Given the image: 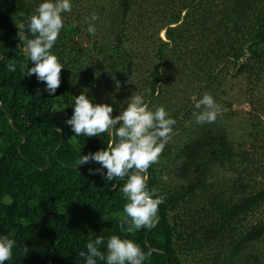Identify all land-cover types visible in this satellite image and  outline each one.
I'll list each match as a JSON object with an SVG mask.
<instances>
[{
    "label": "trees",
    "instance_id": "trees-1",
    "mask_svg": "<svg viewBox=\"0 0 264 264\" xmlns=\"http://www.w3.org/2000/svg\"><path fill=\"white\" fill-rule=\"evenodd\" d=\"M42 2L0 0V237L15 241L5 264H86L87 243L104 237L106 254L112 235L151 251L144 264H264V0H70L51 49L64 67L54 95L26 75L34 65L18 39L34 38L29 18ZM229 69L250 96L237 129L219 95ZM84 92L113 118L136 93L176 121L147 173L148 189L165 198L151 229H120L128 177L108 181L95 161L77 164L109 140L76 136L66 123ZM205 94L220 112L198 124L193 97Z\"/></svg>",
    "mask_w": 264,
    "mask_h": 264
},
{
    "label": "clouds",
    "instance_id": "clouds-1",
    "mask_svg": "<svg viewBox=\"0 0 264 264\" xmlns=\"http://www.w3.org/2000/svg\"><path fill=\"white\" fill-rule=\"evenodd\" d=\"M70 0H44L35 9V14L29 18V30L34 38L25 40L24 33L18 32V39L26 44L25 51L34 65L27 68L26 75H36L38 81L46 83L49 94L54 95L61 85V72L64 68L51 49L64 27L62 13L71 12ZM91 19L97 20L93 14ZM87 31L95 34V28L90 24ZM7 69L15 72L14 64L9 63ZM113 78V77H112ZM115 80V77L113 78ZM116 90L120 82L115 81ZM196 123H213L220 112L214 98L205 94L199 100L193 97ZM74 114L66 123L71 126L76 136L99 137L107 133L109 136L106 149L83 155L78 161V166L86 165L92 161L106 169L104 178L108 181L114 178L128 177L122 192L128 203L124 205V216L120 222L121 231L133 233L142 228L151 229L155 226L158 207L164 202V197L159 196L155 188L149 190L148 169L158 162L165 145L168 143L176 121L169 117L164 107H157L154 111L149 109L142 95L133 93L127 100V107L121 110L120 115L113 118V107L108 104H93L88 95L75 97ZM59 132L62 130L57 128ZM90 173L97 174L101 169H90ZM7 203L11 204L9 199ZM105 243L104 237L98 236L94 241L87 243V254L80 252L85 257L86 264H97L106 261V264H144L152 255L147 254L133 240L121 239L112 235L107 240V252L100 251ZM15 241L8 236L0 237V264H5L13 255ZM27 251V247L24 249Z\"/></svg>",
    "mask_w": 264,
    "mask_h": 264
},
{
    "label": "rangeland",
    "instance_id": "rangeland-1",
    "mask_svg": "<svg viewBox=\"0 0 264 264\" xmlns=\"http://www.w3.org/2000/svg\"><path fill=\"white\" fill-rule=\"evenodd\" d=\"M117 3H118V0H113L112 5L117 8V6H116ZM164 32L165 31L162 30L159 33V37L162 40H163L162 37L164 35ZM0 36L2 37L1 32H0ZM100 38H101V36L97 34V36L93 37L90 40V42L98 41ZM164 39H165V37H164ZM1 42L3 45H6V47H8V49H9L8 42L2 41V40H1ZM25 49H26V46L23 48L22 51L24 54L28 55V53L25 51ZM91 55H92V58H94L95 60L98 59V56L95 54V52H91ZM231 73H233V70L229 69V74L227 76H224V79L222 80L224 86H223L221 92L219 93V95H221L220 100L222 102H225V104L227 103V105L231 106L230 109H226L228 111L226 113H229V114L231 113V115H230L231 120L226 119V122L232 123V125H235V127L237 129L238 123H236V122L240 118L247 117L245 115V113L251 111L250 107H249V106H251V104L248 103L250 96H248L247 92H246V89H247L246 82L243 80V78H233V75H231ZM97 78H100L99 72L95 76V79H97ZM95 81H97V80H95ZM95 83L97 85H99V89H101V91H100L101 97L106 96V91L103 89V85L99 81H97ZM127 94H128V92H127ZM112 96H114V94H112L110 97H112ZM126 97H127V95H126ZM232 112L235 113V115H233ZM55 117L58 120L60 119L58 115H55ZM239 133H240V131L237 132L238 136L240 135Z\"/></svg>",
    "mask_w": 264,
    "mask_h": 264
},
{
    "label": "water",
    "instance_id": "water-1",
    "mask_svg": "<svg viewBox=\"0 0 264 264\" xmlns=\"http://www.w3.org/2000/svg\"><path fill=\"white\" fill-rule=\"evenodd\" d=\"M163 41H165V39H164V35H163ZM160 220V217L158 218V220H157V222ZM155 224H156V222H155ZM156 252H158L159 254H162V252H160V251H156ZM166 264H168V263H166Z\"/></svg>",
    "mask_w": 264,
    "mask_h": 264
}]
</instances>
